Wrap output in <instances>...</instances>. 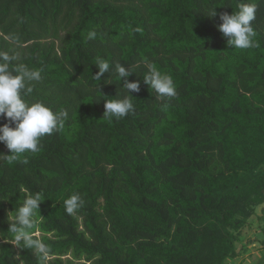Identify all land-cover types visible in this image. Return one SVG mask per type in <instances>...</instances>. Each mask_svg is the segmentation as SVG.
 <instances>
[{
  "label": "trees",
  "instance_id": "obj_1",
  "mask_svg": "<svg viewBox=\"0 0 264 264\" xmlns=\"http://www.w3.org/2000/svg\"><path fill=\"white\" fill-rule=\"evenodd\" d=\"M239 2L0 0V51L43 69L29 99L69 113L37 153L0 156V264H41L8 232L36 191L43 264H238L241 233L264 205V0H251L250 49L229 48L205 10L232 14ZM97 57L136 71L126 117L103 119L123 82L97 79ZM149 64L172 75L170 102L144 83ZM0 154H10L2 143ZM73 192L85 205L69 215Z\"/></svg>",
  "mask_w": 264,
  "mask_h": 264
},
{
  "label": "clouds",
  "instance_id": "obj_2",
  "mask_svg": "<svg viewBox=\"0 0 264 264\" xmlns=\"http://www.w3.org/2000/svg\"><path fill=\"white\" fill-rule=\"evenodd\" d=\"M217 7L207 8L205 13L211 18L219 15L221 23L218 30L226 39L231 49H250L256 46V31L253 21L256 19L257 4L240 0L237 10L232 14L227 12L217 13ZM95 31L88 32L89 40L95 39ZM16 54L0 51V117L8 123L0 126V143L4 144L10 154H0L7 158L9 164L21 159L25 153H37L41 140L53 133L62 132L69 113L64 109H53L43 101L32 100L29 97L34 92L35 83L43 80V69L31 68L24 63H16ZM95 65L100 79L105 73H110L111 78L123 82L116 98L104 99L105 112L103 119L112 121L120 119L135 111L134 92H139V81H130L128 78L136 73L132 66L116 63L114 66L109 60L97 57ZM143 81L156 94V99L171 101L177 96V87L171 74L161 70L155 64H149ZM27 161H25L26 163ZM42 191H36L25 196L19 207H15L9 217L11 238L15 244L25 249L33 250L41 264L48 257L50 249L39 235L38 223L42 217L41 204L45 200ZM65 211L72 215L82 209L85 200L79 192H73L64 202ZM9 214V213H8Z\"/></svg>",
  "mask_w": 264,
  "mask_h": 264
},
{
  "label": "rangeland",
  "instance_id": "obj_3",
  "mask_svg": "<svg viewBox=\"0 0 264 264\" xmlns=\"http://www.w3.org/2000/svg\"><path fill=\"white\" fill-rule=\"evenodd\" d=\"M242 242L239 248L245 245L242 256L237 259L238 264H264L263 244L264 239V205L257 209V213L251 218L250 225L242 233Z\"/></svg>",
  "mask_w": 264,
  "mask_h": 264
}]
</instances>
